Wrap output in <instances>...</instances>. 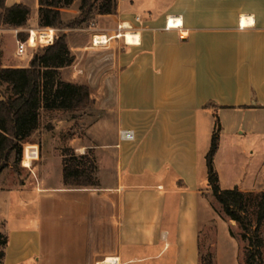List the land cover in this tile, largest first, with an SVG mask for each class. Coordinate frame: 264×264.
I'll return each instance as SVG.
<instances>
[{
  "label": "crops",
  "instance_id": "obj_1",
  "mask_svg": "<svg viewBox=\"0 0 264 264\" xmlns=\"http://www.w3.org/2000/svg\"><path fill=\"white\" fill-rule=\"evenodd\" d=\"M17 3L31 15L0 27V67L29 66L34 52L18 55V33L33 32L32 43L66 33L74 60L60 78L88 86L93 104L43 108L20 173L12 162L1 173L2 264H200L214 229L218 254L236 258L237 222L213 221L207 153L218 115L220 187L264 191V0H116L112 13L93 15L95 27L61 30L39 24L38 0H6ZM80 6L62 8L63 20ZM80 128L82 137L66 133ZM123 129L135 139L122 140ZM65 146L94 151L97 185H65Z\"/></svg>",
  "mask_w": 264,
  "mask_h": 264
},
{
  "label": "trees",
  "instance_id": "obj_2",
  "mask_svg": "<svg viewBox=\"0 0 264 264\" xmlns=\"http://www.w3.org/2000/svg\"><path fill=\"white\" fill-rule=\"evenodd\" d=\"M38 1L39 24L60 30L88 23L96 13H112L116 6V0H81L80 14L65 22L61 9L75 0ZM30 15L31 8L28 5L17 3L7 6L6 0H0V27L25 26ZM28 37V32L18 33L19 40H27ZM73 60L66 33L59 32L52 43L33 54L28 67H0V175L11 162L16 172L20 173L25 143L40 127L43 108L72 112L91 108L93 99L88 86L60 78L59 69L71 64ZM220 129L219 117L216 115L211 147L207 153L209 185L223 213L237 222L241 238L249 241L247 264H262L260 230L264 225V191L244 192L238 187H220L213 164L219 146ZM62 154L66 186L81 188L98 184V164L92 149L78 154L74 148L65 146ZM3 244L5 248L6 235ZM0 255L3 259L4 250Z\"/></svg>",
  "mask_w": 264,
  "mask_h": 264
},
{
  "label": "rangeland",
  "instance_id": "obj_3",
  "mask_svg": "<svg viewBox=\"0 0 264 264\" xmlns=\"http://www.w3.org/2000/svg\"><path fill=\"white\" fill-rule=\"evenodd\" d=\"M88 25H90V23H86ZM53 30V29H52ZM59 34V32H58ZM57 34V35H58ZM50 44V43H38L37 47H35L33 50V52L35 53L36 51L40 50L43 46ZM16 45H17V41H16ZM31 52V49L28 48L27 52L23 55L24 58L29 56ZM80 112V111H79ZM67 135H79V136H83L82 134L84 133V131L80 128V130H72V131H67L66 132ZM97 143H101L102 142V138L101 136H98L96 138ZM48 146V144H47ZM26 153L29 156H32L33 153L31 152L30 148L27 147L26 149ZM48 158L51 159L52 165L54 167V170L59 169L60 168V156L58 154H53L51 152V150L48 152ZM209 199V204L211 205V208L216 212L217 215H219V217H216L215 215V219L213 220L214 222H216L217 220L221 221L224 220L225 222H230V218L223 213L222 211V206L219 203V201L214 197V195L212 194L211 196L208 197ZM251 217H253L252 214H250ZM218 221V222H219ZM214 227H218L215 223ZM231 234L233 236H237L239 241H240V246H239V250H237V257L232 259L231 255L230 257H227L226 254H218V252L216 251V247H214V245L216 243H222L223 237L219 236V234L216 235V230L214 229L213 232L210 235H203L202 236V244H203V248L201 251V261L200 264H247L246 262V253H247V247L249 246V241L248 240H244L241 238L240 233L241 230L240 229H230ZM260 238L262 240V245L260 247V250L262 251V264H264V225L262 226L261 230H260ZM5 240V234L4 233H0V254L3 252L4 250V244L3 241ZM2 257L0 255V264H2Z\"/></svg>",
  "mask_w": 264,
  "mask_h": 264
},
{
  "label": "built area",
  "instance_id": "obj_4",
  "mask_svg": "<svg viewBox=\"0 0 264 264\" xmlns=\"http://www.w3.org/2000/svg\"><path fill=\"white\" fill-rule=\"evenodd\" d=\"M90 27H95V22L93 20L90 21ZM32 33L33 32H31L29 34V37H28L27 40H18L17 41V45H18L17 52H18L19 56H23L27 52L28 48L34 49L35 47H37L38 43H40L38 40L35 43L31 42ZM122 35H123V33L118 32L115 35V37H120ZM96 37H98V36L95 35L93 37V43L97 44V45L103 44V43H97L96 42ZM119 135H120V138L122 140H133V139H135V132L133 130H131V129L120 130Z\"/></svg>",
  "mask_w": 264,
  "mask_h": 264
},
{
  "label": "bare ground",
  "instance_id": "obj_5",
  "mask_svg": "<svg viewBox=\"0 0 264 264\" xmlns=\"http://www.w3.org/2000/svg\"><path fill=\"white\" fill-rule=\"evenodd\" d=\"M168 23L171 26H178L179 25V20L178 19L175 20L173 18H170ZM127 40L130 41V42H134L135 41V36L127 34ZM31 42H32V35H31Z\"/></svg>",
  "mask_w": 264,
  "mask_h": 264
}]
</instances>
